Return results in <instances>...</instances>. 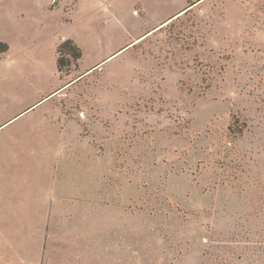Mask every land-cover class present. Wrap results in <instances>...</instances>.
<instances>
[{"label": "rangeland", "instance_id": "1", "mask_svg": "<svg viewBox=\"0 0 264 264\" xmlns=\"http://www.w3.org/2000/svg\"><path fill=\"white\" fill-rule=\"evenodd\" d=\"M80 255L264 264V0H0V264Z\"/></svg>", "mask_w": 264, "mask_h": 264}, {"label": "trees", "instance_id": "2", "mask_svg": "<svg viewBox=\"0 0 264 264\" xmlns=\"http://www.w3.org/2000/svg\"><path fill=\"white\" fill-rule=\"evenodd\" d=\"M1 45L4 46L5 44L1 43ZM57 48H59L58 50L65 51V53H67L66 51L72 52L73 57L77 59L81 57V52L71 43L70 40H66L63 43H60ZM64 61L65 60L63 59V57L57 58L58 68H62Z\"/></svg>", "mask_w": 264, "mask_h": 264}, {"label": "crops", "instance_id": "3", "mask_svg": "<svg viewBox=\"0 0 264 264\" xmlns=\"http://www.w3.org/2000/svg\"><path fill=\"white\" fill-rule=\"evenodd\" d=\"M184 9H185V8H181V9H180L179 11H177L174 15H172V18H173L176 14L182 12ZM166 20H170V17L167 18ZM55 58H56V57H55ZM100 62H101V61H99L98 63L94 64L93 66H91L90 68H88L86 71H88V70L91 69L92 67L97 66ZM56 65H57V61H56ZM74 249H75V248H73L72 250H74ZM80 256H81V258H82L85 262L90 261L92 264H93V263L95 264V256H94V255H93L92 257H90V256H83V255H80Z\"/></svg>", "mask_w": 264, "mask_h": 264}]
</instances>
